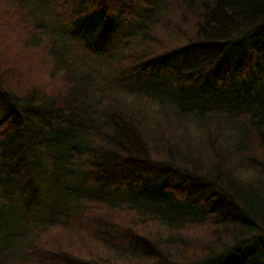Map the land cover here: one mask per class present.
<instances>
[{"label":"trees","instance_id":"1","mask_svg":"<svg viewBox=\"0 0 264 264\" xmlns=\"http://www.w3.org/2000/svg\"><path fill=\"white\" fill-rule=\"evenodd\" d=\"M0 109V264H264V0H0Z\"/></svg>","mask_w":264,"mask_h":264},{"label":"rangeland","instance_id":"2","mask_svg":"<svg viewBox=\"0 0 264 264\" xmlns=\"http://www.w3.org/2000/svg\"><path fill=\"white\" fill-rule=\"evenodd\" d=\"M101 36H96L95 38L92 39L91 42V46L92 49L91 51L85 50L83 49L81 46L83 45L80 40H71L68 39V45L70 46V48L72 49L71 51L77 56L79 57V59L82 60L84 66L88 67L90 70L93 71L97 70L98 72H100V74H105L104 72L106 71L107 67L105 65V59L104 56H102V54L97 51L99 50L100 46L102 45V40ZM67 38V37H66ZM70 43V44H69ZM113 45L116 43L114 39H112V42L108 43V46ZM67 44V43H66ZM107 44V43H106ZM104 46V45H103ZM107 46V45H106ZM110 49V48H109ZM235 86H240L241 88H243L242 90L245 91H249V92H253L252 89L256 90L260 87V82L257 79V82L254 83L252 85V83H249L247 81L244 82H237L236 79H232L231 81V85H230V89L232 90L233 87ZM249 89V90H248ZM240 90V92L242 91ZM5 112V110H1L0 109V115H3ZM67 181L66 183H64V185H66L69 188H74V181L72 179H69L68 176H66ZM55 180H58V178H54ZM14 183H10V189H12L11 193V212L16 213L18 212L17 216L19 217V219H29L32 216L36 217L38 216L41 218L39 224H43L44 222L46 223L45 220L48 219V217L50 216L49 213H46L48 211H52V212H59V209L63 208L65 203H66V199L65 196H68V202H70V200L73 198V196L76 194V191H68L69 194L67 193L66 195L63 196H59L57 195L53 189L51 187H49L48 183H46V181L48 180H44L45 181V188L46 189H42L39 191L40 194L38 195H34V194H26V191L21 190L20 188V182L14 180ZM39 185L37 184V187ZM34 189L36 187H33ZM33 189V190H34ZM75 189V188H74ZM39 190V189H38ZM37 188H36V192H38ZM34 195V196H32ZM49 202H51L50 205ZM65 202V203H64ZM33 203H36V205H33ZM29 204V205H28ZM27 209V210H26ZM28 213L29 216H28ZM31 216V217H30ZM36 219V221L38 220ZM11 222V225L10 223ZM16 222V218H13L11 221H8L5 223L6 226L3 227V229H0V262L6 259H9L13 256H19L21 254H23V250L25 247V241L28 240V236L33 234L36 230L35 228V222L31 223L30 226H24L22 228H20L18 230V232H11V230H9L11 228V226H15ZM44 223V224H45ZM4 224V225H5ZM43 224V225H44ZM10 225V228H9ZM5 229V231H4ZM4 232V234H3ZM8 238H10L9 243L5 246L1 245V244H6L8 241ZM74 241V239H73ZM75 242V241H74ZM253 258V257H251Z\"/></svg>","mask_w":264,"mask_h":264}]
</instances>
